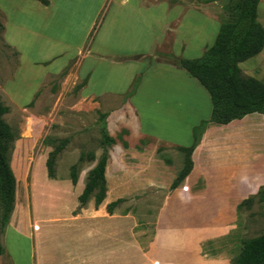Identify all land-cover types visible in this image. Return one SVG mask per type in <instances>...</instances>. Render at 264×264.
I'll use <instances>...</instances> for the list:
<instances>
[{"label":"rangeland","instance_id":"rangeland-1","mask_svg":"<svg viewBox=\"0 0 264 264\" xmlns=\"http://www.w3.org/2000/svg\"><path fill=\"white\" fill-rule=\"evenodd\" d=\"M48 1L46 5L40 0H0V20L4 25L0 35V103L9 107L3 118L18 134L11 157L17 181L15 203L5 224L0 199V245L6 249L0 263L72 264L64 250L65 235L59 229L51 228L52 233L47 235L42 229L39 237L34 238L27 234L26 224L18 227L29 217L34 220L37 214L65 215L71 208L74 215L83 209L93 212L94 197L80 206L77 193L84 189L89 171L108 151L107 204L118 198L124 201L115 208L113 219L90 224V233L106 226L121 234L116 248H107L100 263L162 264L154 252L178 239L173 225L184 216L170 202L175 190L153 184L149 170L155 168L162 173L165 164L172 170L174 166L181 167L184 155L174 142H166L159 136L163 132L156 118L157 88L160 82L169 79L182 83L191 94L186 108L178 107L181 119L189 107L196 125L211 117L209 92L178 60L199 58L207 52L229 16L230 1L233 4L239 0ZM258 21L264 27V0L259 4ZM82 52H91L96 57L90 55L84 64L97 68L94 87L110 88L113 82L124 86L128 75L139 66L138 77L125 95L89 96L84 93L87 77L78 67ZM47 59L50 62H44ZM66 59L69 62L63 69L48 73ZM240 67L244 77H255L264 83V49L240 63ZM136 80L137 87L128 96ZM141 83L142 96L133 101ZM129 99L142 111L143 129L152 138L142 150L134 148L143 137H138L140 120L133 110L127 106L123 123L114 118V114L123 112ZM192 108L196 109L195 116ZM103 113L112 114L111 136L122 134L131 148H124L120 140L115 145H102L103 122L108 125L107 119L100 118ZM172 137L182 141L188 134ZM202 138L196 159L208 157L211 165L221 164V171L226 172L223 180L226 194L233 205L237 207L250 198L248 188L250 192H258V186L264 187L262 114L246 115L226 125L210 124ZM63 140L68 143L58 155L56 179H51L47 159ZM159 147L164 148L171 165L158 154ZM81 153L86 156L93 153L96 160L89 161L86 157L80 162L78 173L82 182L70 187L71 166L79 162ZM136 169L139 176H135ZM242 182L246 186L245 197L237 196ZM203 186L200 180L196 189ZM100 208L107 211L106 206ZM214 235L207 232L203 236ZM260 235H264V201L255 195L250 205L239 208L230 233L204 244L206 258L216 259L219 264H233L242 241ZM89 251L91 256L92 249Z\"/></svg>","mask_w":264,"mask_h":264},{"label":"crops","instance_id":"crops-1","mask_svg":"<svg viewBox=\"0 0 264 264\" xmlns=\"http://www.w3.org/2000/svg\"><path fill=\"white\" fill-rule=\"evenodd\" d=\"M90 55L93 59L96 58L91 52H82V56L78 64L81 73L87 77L84 93L88 94L89 96L125 95L129 90L131 83L134 82L136 77H138L136 74H138L137 72L140 70L139 66L128 75L124 86H118V84H116L117 82H113L115 84L111 85L110 88H97L93 86L95 85L97 79L96 66L93 65L86 67L84 65L85 61L90 57ZM54 59L55 58L52 60ZM44 62L48 63L50 62V59L44 60ZM68 62V59H66L59 68L49 71L48 73L57 72L63 69L68 64ZM111 74H113L112 71ZM190 76L193 77L192 75ZM187 83L190 86V83ZM142 86L139 87V92L133 97V101L142 96L141 93H143L144 84H142ZM87 88H89L88 91ZM190 94L189 87H184L182 83H176L173 81V79L159 83L156 93V118L158 127L160 131L163 132L162 134H159V136L162 137L166 142H174L172 144L177 146H189L192 144L193 131L192 134L190 131L196 126V119L195 117L194 119H191L192 112L190 111V107L188 108L187 113L183 114L184 118L181 119L182 114L178 108L179 106L186 108V102L190 101ZM133 101L132 99H129L127 101V105L123 109V112L114 114L115 117H113L117 118L120 123H123L127 115V106H129L133 110L135 117L138 116L140 120L138 137L141 138L149 136V131L143 129L141 117L143 113L133 103ZM192 109H194L193 114L195 116L196 109ZM111 115L112 114L108 115L107 118L108 129H111ZM180 133H183L184 136L188 134V137H185L182 141H177L174 139V137H172L177 136V134ZM201 142H203V138ZM199 147L200 145L196 147L192 155L194 161V167L192 171L186 177L182 185L175 189L173 196L170 197V202H172V204L177 207L176 211L181 213L184 217L182 220L174 223L173 225L174 234L178 239L173 242L161 245L160 248L156 249L154 252V255H156L162 264H219L218 260L216 259L206 258L204 244L208 241L214 240L215 238H220L230 233L234 227V223L238 218L237 207L231 203V197L226 194L227 186L223 181L226 172L221 171L222 167L220 166V163H213L212 167L211 161L208 157L197 160L196 154L199 151ZM182 166L183 163L181 167L174 166V169L172 170L171 167L165 164L163 172L161 171L162 173H158L155 168L153 170H149V178L153 184L170 187L176 178L177 172L182 168ZM164 170L167 172H164ZM135 176H139L138 169L135 171ZM200 180L203 181L204 186L202 189H196ZM235 181L238 185V175ZM79 182H82L81 177L78 179L76 186L80 184ZM60 185L61 184H59L58 187H60ZM73 186L74 185L72 183V186L70 187ZM260 187L258 186L259 189ZM65 189L66 188L60 191H64ZM245 189L246 186L242 182L240 191H237V196L245 197ZM82 191L83 189L77 193V195L81 194ZM250 194L252 195L251 192H249V195ZM106 204L107 200L105 199L101 204L103 207L106 206L105 210H107L108 205ZM73 211L74 208H71L65 212V215H62V213L37 214L35 215L34 220L31 217H29V219H25L18 228H21L23 224H26L27 234L30 237L33 235L34 238L39 237V232L42 229L45 230L46 235L52 233L51 228L59 229V232L65 235L66 243L64 250L67 251V260L69 262L72 264H101V255L107 248H116L118 241L117 238L121 234L116 233V231L111 232L110 228L106 226H102L101 228L90 233V224L110 221L113 219L114 215L109 214L108 211H104L103 208L95 209L93 212H90L88 209H83L82 213L78 215H74ZM12 226L15 225H10V227ZM35 226H37L39 229L35 230ZM207 232L216 235L207 237L203 236ZM124 236V242L126 243V234H124ZM90 249H92L91 256L89 254ZM1 256L2 255H0V258Z\"/></svg>","mask_w":264,"mask_h":264},{"label":"trees","instance_id":"trees-1","mask_svg":"<svg viewBox=\"0 0 264 264\" xmlns=\"http://www.w3.org/2000/svg\"><path fill=\"white\" fill-rule=\"evenodd\" d=\"M48 5V0H40ZM261 0H239L236 3L230 1L229 16L220 27L215 43L201 57L188 59L180 58L178 64L209 92L212 102L211 117L202 120L193 128V142L189 146H177L184 155L182 168L177 172L171 190L182 185L186 177L194 167L193 152L200 144L202 134L210 124L226 125L235 119H242L246 115L259 113L264 116V83L255 77H244L240 63L255 57L264 49V27L258 21V8ZM4 25L0 20V35ZM137 80L132 90L127 94L131 96L136 89ZM85 86V85H84ZM9 112V107L0 103V199L3 207V223H7L14 209L15 194L17 189L16 176L11 166V157L15 148L18 134L4 120L3 116ZM108 114L103 113L100 118L106 121ZM118 140L124 148H131V144L119 134L117 137L109 133L107 122L102 126V145H115ZM151 137H143L135 149L142 150L151 143ZM67 140L60 142L49 153L47 159V172L51 179H56V161L60 152L66 147ZM164 148L157 149L158 154L168 164L172 160L163 153ZM89 161L96 160L95 154L86 156L81 153L79 162L71 166L70 179L73 185L78 183L80 162L85 158ZM109 159L108 151H105L96 165L89 171L87 181L78 200L80 206H84L94 197V206L98 209L107 197L108 186L106 169ZM259 196L264 201V187H260L258 193L243 200L237 206V210L243 204L250 205L254 197ZM124 201L118 198L107 205L109 214H114L115 208ZM6 253L3 245H0V255ZM233 264H264V235L244 239L241 249L235 257Z\"/></svg>","mask_w":264,"mask_h":264},{"label":"water","instance_id":"water-1","mask_svg":"<svg viewBox=\"0 0 264 264\" xmlns=\"http://www.w3.org/2000/svg\"><path fill=\"white\" fill-rule=\"evenodd\" d=\"M249 189V188H248ZM248 189H247V192L249 193L250 192V190L248 191ZM259 191V190H258ZM251 193L254 195V194H256V193H258V192H253V191H251Z\"/></svg>","mask_w":264,"mask_h":264},{"label":"built area","instance_id":"built-area-1","mask_svg":"<svg viewBox=\"0 0 264 264\" xmlns=\"http://www.w3.org/2000/svg\"><path fill=\"white\" fill-rule=\"evenodd\" d=\"M37 229V227H35Z\"/></svg>","mask_w":264,"mask_h":264}]
</instances>
